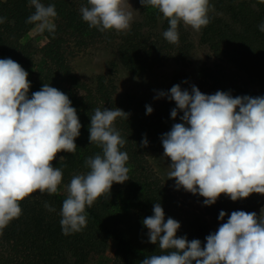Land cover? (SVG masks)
<instances>
[{"label": "trees", "instance_id": "trees-1", "mask_svg": "<svg viewBox=\"0 0 264 264\" xmlns=\"http://www.w3.org/2000/svg\"><path fill=\"white\" fill-rule=\"evenodd\" d=\"M42 2L55 5L54 38L45 31L27 39V33L35 25L25 21L34 8L28 0H0V17L6 18L0 24V59L11 58L28 72L29 98L43 84L65 93L82 127L75 139L76 152L61 151L52 162L63 171L58 192L49 195L37 190L25 198L20 203L21 216L13 219L0 235V264H96L100 259H104V264H140L144 258L160 254L158 246L148 242V230L142 224L145 217L153 214L154 203L161 204L165 220L171 217L179 221L178 237L199 239L202 247L205 237L217 230V224L226 222L232 211L256 212L264 204V195L257 193L237 201L221 194L212 205H204L203 197L190 192L191 204L180 200L148 161L152 152L163 150L162 134L181 122V112L178 111L175 119L170 116L175 102L164 97L163 105L156 107L134 95L117 100L112 79L102 74L94 87L89 86L73 70L65 51L71 42L78 46L108 44L115 48L121 64L136 75L169 60L185 66L194 44L183 24L178 28L179 43L170 44L162 35L168 27L167 21L150 6H141L139 0H134L139 17L127 33H101L89 28L79 11L87 0ZM209 4L210 23L200 31L201 41L237 69L228 73L219 64L203 66L196 86L204 94L219 90L233 97L264 96V32L258 27L264 23V4L257 0H213ZM35 55L39 57L37 62ZM175 84L191 91L184 67L173 74L164 92ZM146 105L152 107L151 114L146 115ZM96 108H119L129 113L127 119L115 121L116 129L126 140L121 151L129 156L126 165L129 179L122 184L114 182L109 196L99 197L86 208L87 226L82 231L63 235L59 212L66 198L65 185L73 175L87 172L85 159L101 151L88 140L90 116ZM143 138L148 141L146 147L140 146ZM46 203L55 211H49ZM221 210L226 213L224 220H218Z\"/></svg>", "mask_w": 264, "mask_h": 264}, {"label": "clouds", "instance_id": "clouds-1", "mask_svg": "<svg viewBox=\"0 0 264 264\" xmlns=\"http://www.w3.org/2000/svg\"><path fill=\"white\" fill-rule=\"evenodd\" d=\"M264 4V0H257ZM167 21L162 33L170 44L179 43L181 24L200 32L210 23L209 0H139ZM34 12L26 23L38 33L47 31L54 38L57 12L54 4L28 0ZM89 28L101 33H127L133 20L125 0H87L79 9ZM0 17V24L5 22ZM259 30L264 32V23ZM28 72L11 58L0 59V235L13 219L22 214L21 201L36 192L56 194L62 184V168L53 161L61 151L76 152L75 139L82 127L69 97L59 89L43 84L28 93ZM186 83V81H184ZM175 102L170 116L178 111L181 122L161 136L162 157L167 158V179L176 189L183 188L212 205L221 194L232 201L253 193L264 195V96L233 97L229 92L204 94L195 85L191 91L173 85L154 98ZM153 111L146 105V115ZM129 113L119 109L96 108L90 116L89 144L101 151L87 157V172L75 174L65 185L66 198L59 212L63 235L80 232L87 226L86 208L110 194L113 183L129 179L127 152L121 151L126 140L115 127L117 118ZM146 138L141 147H146ZM49 211H55L47 203ZM152 215L142 220L148 230V242L157 245L160 254L140 264H264V216L256 212L232 211L215 232L199 239L177 236L179 221L169 217L160 203H154ZM221 210L218 220H224Z\"/></svg>", "mask_w": 264, "mask_h": 264}, {"label": "rangeland", "instance_id": "rangeland-1", "mask_svg": "<svg viewBox=\"0 0 264 264\" xmlns=\"http://www.w3.org/2000/svg\"><path fill=\"white\" fill-rule=\"evenodd\" d=\"M212 1L209 0V2ZM125 3L127 10L132 12V25L138 19L139 11L134 0H125ZM185 28L194 44L186 65L184 66L175 60H169L140 75L133 74L125 68L119 61L115 48L105 43L96 42L86 46H78L71 42L66 46L65 51L73 70L89 86L94 87L97 77L103 74L112 79L116 85L115 99L120 100L127 95H134L147 104L161 107L164 97L158 99L154 97L159 91H165L169 88L173 74L180 68L184 67L187 73L188 85L195 86L199 83L198 72L203 66L219 64L228 73L237 69L234 63L218 57L208 44L201 41V32H196L191 27ZM37 34L34 26L27 33L26 38L31 39ZM35 59L37 62L39 57L36 56ZM162 155L163 150L152 152L148 157L150 167L180 200L191 204L189 192L183 188L176 189L174 179H167L169 161L167 158L164 159ZM256 213L257 216H264V204L256 210ZM224 222H220L215 228L218 229L219 225ZM104 263V259H100L96 264Z\"/></svg>", "mask_w": 264, "mask_h": 264}]
</instances>
